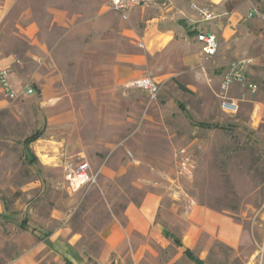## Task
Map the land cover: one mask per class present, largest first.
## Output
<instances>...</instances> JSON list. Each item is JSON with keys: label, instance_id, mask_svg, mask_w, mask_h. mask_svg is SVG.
<instances>
[{"label": "rangeland", "instance_id": "obj_1", "mask_svg": "<svg viewBox=\"0 0 264 264\" xmlns=\"http://www.w3.org/2000/svg\"><path fill=\"white\" fill-rule=\"evenodd\" d=\"M111 3L0 0V60H13L0 72L6 71L21 93L12 100L0 86V264H14L31 251L38 264H66L63 259L99 264L104 229L125 223L126 206L154 191L166 197L168 209L184 199L182 209L208 206L249 231L248 247L237 252L215 242L206 264H264V110L253 122V104H240L231 117L220 97L205 105V96L183 91L173 76L161 84L157 101L147 90L131 87L132 79L128 87L116 86L110 107L85 104L81 97L91 84L79 86L77 53L99 51L105 66L110 54H145L138 38L151 21L170 14L151 5L129 12L125 21ZM45 50L55 55L54 62L44 58ZM151 64L148 77L174 72L173 65L162 71L157 62ZM36 131L43 136L32 144L38 157L33 164L24 142ZM181 149L194 162L191 174L180 169ZM67 160H87L102 169L99 183L69 193ZM59 232L65 239L59 238L54 250L45 243ZM72 238L76 243L66 246Z\"/></svg>", "mask_w": 264, "mask_h": 264}, {"label": "crops", "instance_id": "obj_2", "mask_svg": "<svg viewBox=\"0 0 264 264\" xmlns=\"http://www.w3.org/2000/svg\"><path fill=\"white\" fill-rule=\"evenodd\" d=\"M193 3L208 6L213 13L225 14L226 18L218 23L202 22L199 10L192 6ZM154 5L170 14L157 19V22L151 21L144 35L138 38L144 44L140 50L145 54L124 55L123 58L110 54L105 66L99 51L83 50L77 53L76 66L82 77L79 86L84 89L86 82L91 84L87 87L91 92L81 97L84 103L110 107L118 84L128 87L132 79L151 78L145 73L148 68L152 69L153 61L162 71L173 65L174 72L152 80L163 84L173 76L182 82L180 85L186 87L188 92H199L205 96V105L216 104L217 98H222V83L230 66L238 61L252 60L253 63L246 68L244 82L233 83L227 97L239 106L253 104V122L261 118L264 91L259 90V86L264 84V0H169ZM203 23L206 25L201 26ZM201 32H212L220 40L219 53L211 61L205 60L202 45L197 40ZM91 46H95L94 42L86 48ZM44 58L54 62L55 55L49 51ZM132 63L137 66L136 70L131 68ZM11 64V59L0 60V71ZM255 85L258 88L253 91ZM179 108L185 114L189 111L183 103L179 104ZM32 144L29 147L25 144L26 153L28 149L32 151ZM70 163L75 161L67 160L65 167ZM91 167L97 172L98 169L92 164ZM101 174L102 169L98 183ZM165 198L154 191L149 192L139 204H128L123 215L125 223H112L104 229V247L99 264H122L123 261L128 264H196L186 256L187 250L206 264L215 242L237 252L251 244L249 231L229 215L201 204H188L186 209H182L180 203L184 199L175 200L179 204L173 201L172 208L168 209ZM3 208L0 201V214ZM59 234L53 233L44 243L47 245L49 242L48 245L56 250L60 243L58 240H61L59 238L65 239ZM64 243L73 246L76 241L72 238ZM36 255V251H31L14 264H38ZM67 260L63 259L66 264H78Z\"/></svg>", "mask_w": 264, "mask_h": 264}, {"label": "built area", "instance_id": "obj_3", "mask_svg": "<svg viewBox=\"0 0 264 264\" xmlns=\"http://www.w3.org/2000/svg\"><path fill=\"white\" fill-rule=\"evenodd\" d=\"M169 0H112V9L117 12L123 20H129V12L145 8L153 5V3L163 2L167 3ZM199 15L202 22L223 21L226 15H217L212 12L210 8L204 7L199 9ZM225 17V18H224ZM197 40L201 43V49L206 61L213 60L219 53L221 43L217 35L212 32H201L197 35ZM141 48H144V44H140ZM252 64L251 60H242L235 62L228 69L223 83H222V104L221 107L225 113L229 115H237L239 113V104L228 98L227 93L231 85L235 82L243 83L245 80V71L248 65ZM131 87L141 88L148 91L150 99L155 101L158 99L161 92V84L150 79L141 78L132 81L129 84ZM0 86L2 93L9 99H17L21 93L16 91L13 86L7 80V72H0ZM253 91L257 90V86H253ZM29 93H33V89L28 90ZM179 159V166L183 173L191 174L193 169V161L191 156L187 154V149H181L176 154ZM100 171L94 172L91 164L87 160H83L77 163H70L65 167V181L69 193H77L85 187H91L98 183Z\"/></svg>", "mask_w": 264, "mask_h": 264}, {"label": "trees", "instance_id": "obj_4", "mask_svg": "<svg viewBox=\"0 0 264 264\" xmlns=\"http://www.w3.org/2000/svg\"><path fill=\"white\" fill-rule=\"evenodd\" d=\"M180 88L183 91H188L186 89V87H184L183 85H180ZM200 126L210 128L211 125H209L208 123H200ZM42 134H43V131H36L33 134H31V136H29L25 139L26 146L29 147V145L32 144V142L38 140L42 136ZM26 156H28L30 158L31 162H35L38 160L37 157L33 154V152L29 149L26 153ZM175 242L179 243L178 240H175ZM186 256H188L191 260L195 261L196 264H204L203 261H201L199 258L195 257L193 255V253H191V251H189V250L186 251ZM111 264H114V263H111Z\"/></svg>", "mask_w": 264, "mask_h": 264}]
</instances>
